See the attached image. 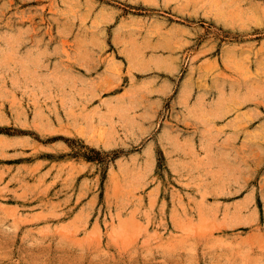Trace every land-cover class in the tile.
Returning <instances> with one entry per match:
<instances>
[{"label": "rangeland", "instance_id": "obj_1", "mask_svg": "<svg viewBox=\"0 0 264 264\" xmlns=\"http://www.w3.org/2000/svg\"><path fill=\"white\" fill-rule=\"evenodd\" d=\"M229 1L0 0V264H264V0Z\"/></svg>", "mask_w": 264, "mask_h": 264}, {"label": "crops", "instance_id": "obj_2", "mask_svg": "<svg viewBox=\"0 0 264 264\" xmlns=\"http://www.w3.org/2000/svg\"><path fill=\"white\" fill-rule=\"evenodd\" d=\"M215 105L216 106L214 108H212L210 111H208L206 113V118L208 119V121H210L209 122L210 124H213L216 121H218L220 116H223L226 112H229V110L232 109V104H229V103H227L225 105H222L220 103H216ZM207 125H209V124H207ZM260 132L262 133V129H260Z\"/></svg>", "mask_w": 264, "mask_h": 264}, {"label": "bare ground", "instance_id": "obj_3", "mask_svg": "<svg viewBox=\"0 0 264 264\" xmlns=\"http://www.w3.org/2000/svg\"><path fill=\"white\" fill-rule=\"evenodd\" d=\"M231 1V0H230ZM230 1L228 2L229 4H230ZM233 1V0H232ZM236 1V0H235ZM219 2V1H218ZM232 3V2H231ZM238 3V2H237ZM217 4V3H216ZM233 4V3H232ZM232 4H230V5H232ZM215 5V4H214ZM238 5V4H237ZM236 5V6H237ZM216 7V6H215ZM221 7H222V5H221ZM234 7V6H233ZM209 8H210V6H209ZM217 8V7H216ZM215 8V9H216ZM229 9V8H228ZM220 11H222V10H220ZM239 11V10H238ZM241 12V11H240ZM248 12V11H247ZM246 12V13H247ZM228 13H229V11H228ZM231 13V12H230ZM232 14V13H231ZM244 15V14H243ZM216 16V15H215ZM224 17H225V15H224ZM226 17H228V16H226ZM218 18H221V17H218ZM240 18V17H239ZM246 18V17H245ZM225 19V18H224ZM236 19V18H235ZM237 20V19H236ZM243 20V19H242ZM248 21V20H247ZM233 22V21H232ZM239 23H241V22H239ZM9 41V40H8ZM22 41V40H21ZM17 42H19V41H17ZM16 42V43H17ZM7 43V42H6ZM16 43H14V44H16ZM23 43V42H22ZM20 45V44H19ZM14 46V45H13ZM15 47L17 48V46L15 45ZM14 48V47H13ZM10 49V48H9ZM12 49V48H11ZM237 51V50H236ZM13 54V53H12ZM231 54V53H230ZM235 55V54H234ZM226 56H228V55H226ZM225 57V56H224ZM245 57V56H244ZM237 58V57H236ZM240 58V57H239ZM242 58V57H241ZM231 59V58H230ZM235 61V60H234ZM32 62V61H31ZM248 62V61H247ZM116 65V64H115ZM257 65V64H256ZM259 65V64H258ZM264 65V64H263ZM70 66H71V64H70ZM112 66H114L113 64H112ZM111 66V67H112ZM116 67H118V66H116ZM261 67V66H260ZM111 71H112V69H111ZM113 77V76H112ZM66 81V80H65ZM261 82V81H260ZM251 84V83H250ZM187 86V85H186ZM260 86V85H259ZM264 86V84L262 85V87ZM244 88V87H243ZM256 88V87H255ZM253 89V88H252ZM260 90V89H259ZM185 91V90H184ZM254 91V90H253ZM258 91V90H257ZM247 92V91H246ZM243 96V95H242ZM250 96H251V94H250ZM240 99V98H239ZM226 103H228V102H226ZM232 105H233V103H232ZM227 106V105H226ZM131 108V107H130ZM224 108V107H223ZM18 113V112H17Z\"/></svg>", "mask_w": 264, "mask_h": 264}]
</instances>
